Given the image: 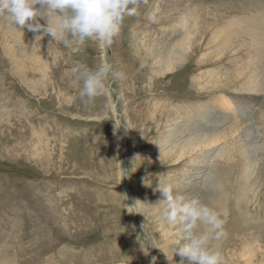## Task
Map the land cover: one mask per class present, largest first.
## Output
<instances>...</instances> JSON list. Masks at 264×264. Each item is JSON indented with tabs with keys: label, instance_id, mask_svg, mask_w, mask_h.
<instances>
[{
	"label": "rangeland",
	"instance_id": "rangeland-1",
	"mask_svg": "<svg viewBox=\"0 0 264 264\" xmlns=\"http://www.w3.org/2000/svg\"><path fill=\"white\" fill-rule=\"evenodd\" d=\"M168 1L175 2H141L108 47L93 40L66 47L0 15V264H152V257L155 264H180L176 231L154 206L162 198L154 191L158 174L174 191L221 214L226 235L211 241L221 264H264V92L234 114L238 108L217 107L244 98L234 91L236 81L212 83L219 71L229 69V76L253 60L264 81L263 50H248L253 45L245 30L254 22L236 30H244L241 39L248 44L240 52L203 56L207 47L192 49L161 75L143 45L158 44L182 22ZM191 5L199 8V21L200 12L215 16L216 29L239 17L261 16L264 25V0ZM37 35L43 38L35 40ZM105 63L123 78L109 75L102 95L82 98V80L71 69ZM202 129L215 138L211 150H222L225 163L221 157L203 161V153L194 164L181 156L184 136L203 139ZM246 130L258 152V172L255 195L244 208L235 204L243 182L234 150ZM211 174L218 190L206 181ZM135 201V209H128Z\"/></svg>",
	"mask_w": 264,
	"mask_h": 264
},
{
	"label": "clouds",
	"instance_id": "clouds-1",
	"mask_svg": "<svg viewBox=\"0 0 264 264\" xmlns=\"http://www.w3.org/2000/svg\"><path fill=\"white\" fill-rule=\"evenodd\" d=\"M141 2L146 0H0V15L10 25L27 27L33 33L42 31L43 36L50 35L66 47L76 40H93L108 47L119 35L125 17L138 14ZM38 17L45 19L46 24H41ZM149 19L154 21L151 16ZM43 36L37 35L35 40ZM71 72L82 80L79 94L88 101L105 92L109 75L123 78L122 73H114L112 65L107 63L95 70L77 65ZM158 176L154 191L160 192L162 198L154 206L159 209L161 219L176 231L174 254L181 257L180 264H221V252L211 244L212 240L226 235L221 214L199 198L189 199L174 191L166 182V175ZM136 202L127 208L134 210ZM145 224L141 225L143 230ZM181 240L185 242L181 244ZM156 259L152 257V264Z\"/></svg>",
	"mask_w": 264,
	"mask_h": 264
},
{
	"label": "bare ground",
	"instance_id": "bare-ground-1",
	"mask_svg": "<svg viewBox=\"0 0 264 264\" xmlns=\"http://www.w3.org/2000/svg\"><path fill=\"white\" fill-rule=\"evenodd\" d=\"M174 1L175 2L172 3L168 1L167 3H170V5L168 6L169 8L174 7L172 10H177L178 14H180L178 18V20L182 21L180 25H173L169 28V30H167V32H164L165 36H163L164 38L158 44L155 43V40H149L150 43H148L147 45L148 48L146 47V44L143 45L146 48L148 55L153 57L152 64L154 68H157L156 71H158V73H160L161 75L171 73L175 69V65L178 64V62L186 59L189 56V53H191L193 50H201L204 47H207L205 51L208 52H206L203 56L209 55L210 52L215 51H217L219 55H223L224 52L228 50H232L233 53L240 52L248 44L244 42L245 40L241 39L244 30H239L240 32H236V30L238 29V27L242 29V23L245 24L249 23L250 21L254 22L253 26L251 30H247L245 28V31H249V37L251 38V44L249 45L253 46L248 48V50H251L256 54H258L262 50L264 52V25H261L262 20L259 19L261 16H258L257 19L254 18L255 21L254 19H251L249 21L247 20L248 22L245 18L242 17L236 18L235 21L228 20L226 21L225 25H223V29H216L215 16H209L208 13L200 12L199 18L203 20H197V8L192 7V0ZM156 11H158V9ZM184 13L187 15L184 16ZM191 24H193V26L191 29H189L188 27ZM205 39H208V41L204 43ZM254 62L255 60L249 62L246 68H243L242 66L238 67L235 72H231L229 76V69L226 72L219 71L216 74L212 83H217V80H219L220 78L219 83H225L223 87H226V83L228 81L234 80V82L236 81L237 83L236 87H234V91L236 93H239L240 96L244 97H240L241 99H237L238 101L235 102L231 100H223V102L217 107L218 109L225 112L232 108L235 110L236 108H238L237 112H234V114H239L241 112H244L246 109L248 110L257 102L256 93L264 92V81H262L263 76L261 75L260 70H258L257 68L260 63L258 62L255 66ZM251 64L252 69L248 70L247 68H249ZM246 75L247 77L244 78ZM243 78L245 79V81L241 84ZM254 78L256 79V81H253ZM260 86L262 87L260 88ZM193 128H191L190 131H193ZM205 132L206 131L203 129L202 131L199 130V133L201 136H203V139L202 137L201 139H198L193 136V134H187V136H184L183 145H181V148L179 150L181 156H188V158L190 159L188 161L194 164L196 163V161H198V159L200 160L201 158L198 155L200 153H203V161H205L206 158L213 160V158L221 157L223 160L222 162L225 163L226 158L223 157L224 154L222 150H211V146L215 143V138L209 137L210 133L206 134ZM253 143L254 141L252 139L250 130H246V132H243V136L240 137V140L238 139V146L234 150L235 156L237 157L238 167L240 168L238 179L239 181L241 180L243 182V184H240L237 189L238 196L235 199V204L238 207L245 208V206H247L252 201L248 196L255 195L253 189H255L254 186L257 181L256 176L258 172V165H256V155L258 152H256L257 149L255 150V146L253 145ZM200 168L201 167L197 168V170H199ZM213 178L214 175L212 176L211 174L206 181L209 183V186L213 188V190H218L220 183L216 182V180L214 181ZM249 220H251V218ZM254 221L256 224L257 221L255 219ZM249 222L251 224V221H248V223Z\"/></svg>",
	"mask_w": 264,
	"mask_h": 264
}]
</instances>
